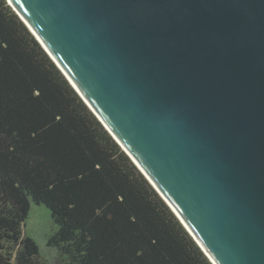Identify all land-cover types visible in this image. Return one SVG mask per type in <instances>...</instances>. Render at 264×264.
I'll return each instance as SVG.
<instances>
[{
  "label": "water",
  "instance_id": "95a60500",
  "mask_svg": "<svg viewBox=\"0 0 264 264\" xmlns=\"http://www.w3.org/2000/svg\"><path fill=\"white\" fill-rule=\"evenodd\" d=\"M214 264H264V0H8Z\"/></svg>",
  "mask_w": 264,
  "mask_h": 264
},
{
  "label": "trees",
  "instance_id": "16d2710c",
  "mask_svg": "<svg viewBox=\"0 0 264 264\" xmlns=\"http://www.w3.org/2000/svg\"><path fill=\"white\" fill-rule=\"evenodd\" d=\"M214 264L8 0H0V264Z\"/></svg>",
  "mask_w": 264,
  "mask_h": 264
},
{
  "label": "rangeland",
  "instance_id": "374dc122",
  "mask_svg": "<svg viewBox=\"0 0 264 264\" xmlns=\"http://www.w3.org/2000/svg\"><path fill=\"white\" fill-rule=\"evenodd\" d=\"M55 230L56 225L50 210L44 204H32L23 233L35 239L39 246L40 257L49 264H60L62 261L60 251L48 244V239Z\"/></svg>",
  "mask_w": 264,
  "mask_h": 264
}]
</instances>
